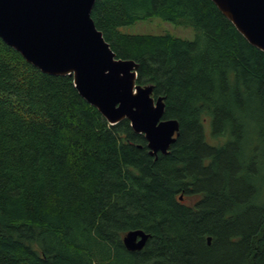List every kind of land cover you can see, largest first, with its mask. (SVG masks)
<instances>
[{
  "label": "trees",
  "instance_id": "16d2710c",
  "mask_svg": "<svg viewBox=\"0 0 264 264\" xmlns=\"http://www.w3.org/2000/svg\"><path fill=\"white\" fill-rule=\"evenodd\" d=\"M91 17L179 135L151 156L0 39V264H264V54L211 0H96ZM151 18L194 36L120 30Z\"/></svg>",
  "mask_w": 264,
  "mask_h": 264
},
{
  "label": "water",
  "instance_id": "95a60500",
  "mask_svg": "<svg viewBox=\"0 0 264 264\" xmlns=\"http://www.w3.org/2000/svg\"><path fill=\"white\" fill-rule=\"evenodd\" d=\"M95 1L0 0V39L42 73L72 77L79 95L110 125L128 120L146 139L151 156L167 154L179 122L164 118L165 97L155 98L152 84L137 83L138 64L118 58L96 28L91 17ZM211 1L264 54V0ZM149 237L131 229L122 241L126 250L139 251Z\"/></svg>",
  "mask_w": 264,
  "mask_h": 264
},
{
  "label": "rangeland",
  "instance_id": "374dc122",
  "mask_svg": "<svg viewBox=\"0 0 264 264\" xmlns=\"http://www.w3.org/2000/svg\"><path fill=\"white\" fill-rule=\"evenodd\" d=\"M120 30L126 34H150V35H160V34H171L175 37H179L186 40H191L194 36L192 29L187 27L178 26L170 22L161 20L160 18H151L148 20H139L133 24L120 27ZM206 137L208 142L210 141V126L209 122L205 126ZM194 200V199H193ZM192 203V200L190 201Z\"/></svg>",
  "mask_w": 264,
  "mask_h": 264
}]
</instances>
